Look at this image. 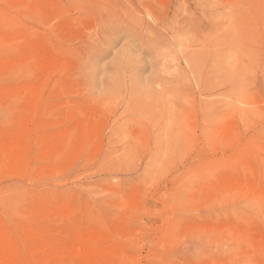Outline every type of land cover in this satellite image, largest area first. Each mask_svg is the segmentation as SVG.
<instances>
[{"label":"rangeland","instance_id":"1","mask_svg":"<svg viewBox=\"0 0 264 264\" xmlns=\"http://www.w3.org/2000/svg\"><path fill=\"white\" fill-rule=\"evenodd\" d=\"M0 264H264V0H0Z\"/></svg>","mask_w":264,"mask_h":264}]
</instances>
